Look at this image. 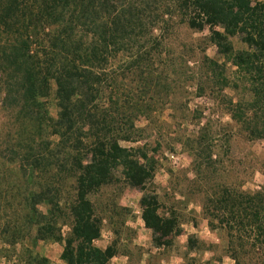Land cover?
<instances>
[{
    "label": "trees",
    "instance_id": "1",
    "mask_svg": "<svg viewBox=\"0 0 264 264\" xmlns=\"http://www.w3.org/2000/svg\"><path fill=\"white\" fill-rule=\"evenodd\" d=\"M207 27L210 37L191 36ZM179 28L190 36H179ZM235 37L243 49L234 47ZM211 45L217 58L206 54ZM191 86L221 105L230 121L210 118L180 140L193 157V178L183 173L173 191L199 205L218 238L207 243L190 235L184 264H201L194 254L205 252L212 254L209 264L227 258L264 264V183L244 188L264 174V159L238 158L235 150L238 141L264 139V0H0V108L19 126L1 159L22 182L9 192L17 198L8 200L12 218L0 193L3 241L61 243L65 264H114L118 256L144 264L125 208L112 212L110 244L96 245L108 219L97 201L122 185L144 191L142 220L155 248L174 247L182 224L163 210L155 190L147 191L159 159L135 145L149 128L137 120L143 114L151 127L169 106L180 126L201 120L203 111L188 108ZM53 92L56 118L47 101Z\"/></svg>",
    "mask_w": 264,
    "mask_h": 264
},
{
    "label": "rangeland",
    "instance_id": "2",
    "mask_svg": "<svg viewBox=\"0 0 264 264\" xmlns=\"http://www.w3.org/2000/svg\"><path fill=\"white\" fill-rule=\"evenodd\" d=\"M212 33L211 28H206L202 33H195L191 36L194 38L210 37ZM158 34V33H157ZM179 36H190L188 32L182 28L178 30ZM234 47L239 50L243 49L244 45L241 43L238 37L232 39ZM206 54L210 58H217V48L213 45L209 46ZM229 72L233 73L236 68L229 65ZM245 76V75H243ZM226 93L234 98L237 97L235 91L230 88L226 90ZM188 108L189 110L203 111V117L201 120H190L184 122L180 126V121H174L179 113H176L170 106L159 111L155 116V124L150 127L151 121L145 115H140L137 120V126L145 131V138L142 139L139 144L147 147L150 156H155L159 159L157 172L154 181L147 187V191L155 190L161 196V204L165 212H175L181 225V233L174 240V247L159 250L155 248L152 242V232L149 230L142 220V209L140 207V200L144 191L138 189H126L122 185L105 189L99 197L97 204L103 215L106 217L103 234L100 240L96 241V245L101 248L107 247L114 238L112 233V227L109 224V220L113 219L111 215L115 210L122 208L127 209L130 214L125 220L126 226L134 230V242L145 250L143 261L145 263L152 264H184L182 254L185 252V246L187 244L188 237L190 235H197L201 240L207 243H216L218 238L209 227L208 222L202 215V210L197 204H187L184 197L173 191V183L179 182V177H182L183 173H187L189 178H193L192 162L193 157L188 153L181 144V138L184 134H192L198 132L200 126L204 124L208 119L215 118V120H222L223 122L230 121L229 115L224 111V108L217 104L212 97L203 96L199 97L196 86L189 88ZM48 107L53 117H57L56 100L53 94L48 98ZM202 122V123H201ZM201 123V124H200ZM19 129L18 125H15V115L8 110H2L0 108V193H4L3 206L6 207L8 216L13 211L8 210V205L14 203L17 199L14 198L11 193L12 189H15L16 184H22L17 179V173L15 170L9 168L2 156H6V142L12 135L17 134ZM58 140L57 137L54 138ZM124 146L131 147L133 144L124 143ZM238 158L243 153L249 155L250 153L257 155L264 159V139L254 141L252 143L238 141L235 146ZM5 154V155H4ZM174 157V158H173ZM236 160L241 161L236 158ZM242 162H248L246 159ZM178 177V179H177ZM264 183V174L260 171L255 174L254 179L249 181L245 185V189L254 190L258 189ZM66 196L64 203L70 194L68 187L66 188ZM68 196V197H67ZM43 211H47L46 207L42 208ZM195 210V213L192 212ZM115 217L118 220H122L120 216L115 213ZM15 216H17L15 214ZM12 218V217H11ZM117 221V219H115ZM192 220H197V226L193 224ZM113 223V221H112ZM69 231L68 226H64L62 229L63 235H66ZM64 246L57 242H43L40 241L37 246L32 245L29 241H20L16 245H9L5 243L0 235V264H36V260H47V264H65L62 259ZM194 256L201 262V264H209L212 254L205 252L204 254H194ZM36 257V259H32ZM114 264H127L128 260L125 256H118L113 259ZM219 264V263H213ZM222 264H234V262L227 258Z\"/></svg>",
    "mask_w": 264,
    "mask_h": 264
},
{
    "label": "built area",
    "instance_id": "3",
    "mask_svg": "<svg viewBox=\"0 0 264 264\" xmlns=\"http://www.w3.org/2000/svg\"><path fill=\"white\" fill-rule=\"evenodd\" d=\"M174 158V157H173Z\"/></svg>",
    "mask_w": 264,
    "mask_h": 264
}]
</instances>
